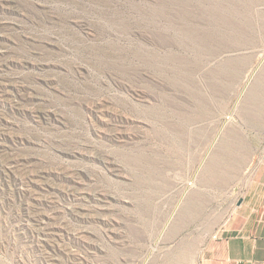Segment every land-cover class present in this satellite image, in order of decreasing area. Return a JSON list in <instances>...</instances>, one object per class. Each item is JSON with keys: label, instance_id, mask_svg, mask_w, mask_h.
Instances as JSON below:
<instances>
[{"label": "rangeland", "instance_id": "rangeland-1", "mask_svg": "<svg viewBox=\"0 0 264 264\" xmlns=\"http://www.w3.org/2000/svg\"><path fill=\"white\" fill-rule=\"evenodd\" d=\"M262 159L264 0H0V264H163Z\"/></svg>", "mask_w": 264, "mask_h": 264}, {"label": "crops", "instance_id": "crops-1", "mask_svg": "<svg viewBox=\"0 0 264 264\" xmlns=\"http://www.w3.org/2000/svg\"><path fill=\"white\" fill-rule=\"evenodd\" d=\"M214 227L189 246L175 233L163 264H264V159L252 168L242 198ZM151 259L150 264H158Z\"/></svg>", "mask_w": 264, "mask_h": 264}]
</instances>
